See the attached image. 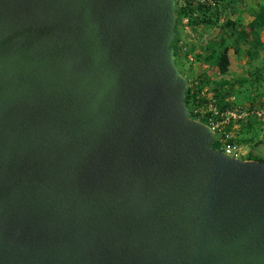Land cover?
I'll return each mask as SVG.
<instances>
[{"label": "water", "instance_id": "1", "mask_svg": "<svg viewBox=\"0 0 264 264\" xmlns=\"http://www.w3.org/2000/svg\"><path fill=\"white\" fill-rule=\"evenodd\" d=\"M174 0H0V264H264V161L193 121Z\"/></svg>", "mask_w": 264, "mask_h": 264}, {"label": "trees", "instance_id": "2", "mask_svg": "<svg viewBox=\"0 0 264 264\" xmlns=\"http://www.w3.org/2000/svg\"><path fill=\"white\" fill-rule=\"evenodd\" d=\"M236 1L238 0L175 1L174 40L171 46L173 50V57L174 59L178 58L179 61L181 60L187 62V58L191 55L193 57V63L196 65H205L207 67V71L197 74L191 83H186L184 102L190 111L191 117L194 119L195 116L192 110L195 107L205 109L208 104H211L222 111L232 106V102H229L226 97L228 96V93H224L222 95V92H226V88L230 86V84L224 80L214 81L210 77L212 74H216L221 77L228 73L230 70V51L236 52V46L240 37L235 34L231 35V43L224 44L228 37L213 34L211 37L204 40L202 39L201 46H191L184 52V57L181 58L180 56L182 55H179V50L182 48V45H179L178 26L189 27L193 31L198 29L202 32L205 29L213 28L219 21H223L222 27L226 28L230 32H235L239 24L237 22L238 20H231L229 17L236 9L233 6ZM240 1L242 3L247 2L246 0ZM251 18L252 25L249 27L250 30L253 28L264 27V0H261V4L259 5L257 12H255ZM204 96L209 97V101L206 100ZM205 116L206 115H202L196 120H198L199 123H205ZM228 141L235 143L232 139H229ZM247 160L264 161L261 158L251 156H248Z\"/></svg>", "mask_w": 264, "mask_h": 264}, {"label": "crops", "instance_id": "3", "mask_svg": "<svg viewBox=\"0 0 264 264\" xmlns=\"http://www.w3.org/2000/svg\"><path fill=\"white\" fill-rule=\"evenodd\" d=\"M246 1L247 2L242 4L239 3L240 5L238 4L236 6L234 11L235 14L233 15L235 17L232 16L233 18H231V20L237 19L239 23L235 32H230L226 28L221 31V35L223 37H228V40L230 36L234 34L240 37L236 46V52L230 51V70L226 75L221 77L218 76L213 80H224L230 84V86L226 88V92H222V95L228 93L226 97L229 102L231 99H234L233 103L250 108L254 107L256 102H259L257 107L260 108L264 106V27L253 28L252 30H250L249 27L252 25L251 16L257 12L261 0ZM198 31L200 30H195V32ZM231 41L230 39L228 42L231 43ZM198 67V74L207 71L205 65H199ZM250 83L252 84L251 89L248 87ZM242 93L246 95L245 99L248 102L247 104H240L237 102L238 100H235L236 95L240 97ZM250 121L251 122L247 125L236 124L242 126L245 130L249 128H253L254 130L257 129L258 132H261L259 137L264 141V129H262L255 120L250 119ZM236 126L237 125L234 124L230 125L225 131L232 136V134H235V131L238 130Z\"/></svg>", "mask_w": 264, "mask_h": 264}, {"label": "rangeland", "instance_id": "4", "mask_svg": "<svg viewBox=\"0 0 264 264\" xmlns=\"http://www.w3.org/2000/svg\"><path fill=\"white\" fill-rule=\"evenodd\" d=\"M242 2L240 0L234 2L233 6L236 8V6ZM240 5V4H239ZM237 13V12H236ZM235 13H232L229 19L235 17L233 16ZM233 16V17H232ZM222 22L219 21L216 23L213 28L205 29L204 31H198L195 32L191 30L189 27H180L178 26L179 29V45H182L185 48V51L188 50L191 46L196 47V46H201L202 39H206L208 37H211L213 34L221 35V31L225 30L224 27H222ZM221 25V26H220ZM222 28V29H221ZM198 38V42H197ZM229 40L226 39L224 44H229ZM196 43V44H195ZM182 52L179 51V55H181ZM184 54V52L182 53ZM183 58L184 56H180ZM181 61V60H180ZM179 59L175 58L174 63L176 65V69L180 72L181 76H183L186 80V83H191L193 79L198 74L197 68H199V65H196L195 63H189L185 61H181L180 63ZM264 75V72H263ZM218 75L212 74L211 79L217 78ZM248 87L251 89L252 84L250 83ZM249 89V90H250ZM249 94V93H248ZM246 95L241 94L240 97L236 95L235 100L240 103V104H247L248 102L245 99ZM259 105V102H256L253 108H258L257 106ZM251 121H247L246 123H239V124H249ZM237 125L236 127L238 128L237 131H235V134H232L230 136V139L235 141V144L241 148V150L246 154V157H257L261 158L264 160V141L263 139L260 138V131L258 132L257 129L249 128L245 130L242 126ZM235 127V126H234ZM260 130V129H259ZM230 132V131H229ZM263 132V131H262ZM217 135H215L216 138Z\"/></svg>", "mask_w": 264, "mask_h": 264}, {"label": "built area", "instance_id": "5", "mask_svg": "<svg viewBox=\"0 0 264 264\" xmlns=\"http://www.w3.org/2000/svg\"><path fill=\"white\" fill-rule=\"evenodd\" d=\"M174 1L180 2L182 0ZM179 51L183 53L185 52V48L182 46ZM182 53L181 55L183 56L184 54ZM187 61L189 63H193V57L190 55L187 58ZM204 98L209 101V97L204 96ZM233 100L234 99L230 100L232 102V106L222 111L211 104H208L205 109L195 107L192 110L195 119L192 117L191 119L199 122L196 119H199L202 115H206L204 118L205 123L202 124L208 127L214 134V141L211 144V148L230 159L247 161L246 154L241 150V148L235 143L228 141L230 139V133L226 132L225 129L230 125H235L236 123H246L250 119L258 122L260 127L264 129V106L260 108L243 107L233 103ZM215 135H217L216 138Z\"/></svg>", "mask_w": 264, "mask_h": 264}]
</instances>
